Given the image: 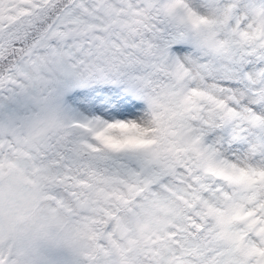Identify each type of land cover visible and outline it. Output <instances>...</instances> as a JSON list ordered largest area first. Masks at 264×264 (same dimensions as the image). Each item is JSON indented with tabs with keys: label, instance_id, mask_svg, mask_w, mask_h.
<instances>
[{
	"label": "snow or ice",
	"instance_id": "obj_1",
	"mask_svg": "<svg viewBox=\"0 0 264 264\" xmlns=\"http://www.w3.org/2000/svg\"><path fill=\"white\" fill-rule=\"evenodd\" d=\"M0 264H264V0H0Z\"/></svg>",
	"mask_w": 264,
	"mask_h": 264
}]
</instances>
